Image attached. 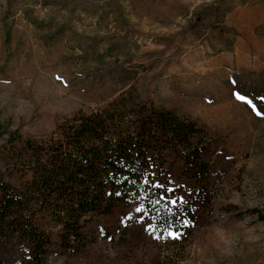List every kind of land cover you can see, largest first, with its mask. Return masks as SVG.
I'll use <instances>...</instances> for the list:
<instances>
[{"label":"rangeland","instance_id":"374dc122","mask_svg":"<svg viewBox=\"0 0 264 264\" xmlns=\"http://www.w3.org/2000/svg\"><path fill=\"white\" fill-rule=\"evenodd\" d=\"M127 91L215 138L205 204L182 235L153 230L135 204L93 215L85 248L47 264H264V0H0L6 180L30 179L9 166V135L45 138ZM14 246L0 264H20Z\"/></svg>","mask_w":264,"mask_h":264},{"label":"trees","instance_id":"16d2710c","mask_svg":"<svg viewBox=\"0 0 264 264\" xmlns=\"http://www.w3.org/2000/svg\"><path fill=\"white\" fill-rule=\"evenodd\" d=\"M53 132L6 140L9 166L30 174L18 187L0 169V249L13 241L20 264L76 256L87 245L88 220L121 206L139 205L153 230L182 235L193 227L217 143L195 121L127 91ZM173 160L181 164L178 174ZM178 190L184 198L172 203Z\"/></svg>","mask_w":264,"mask_h":264},{"label":"snow or ice","instance_id":"6c2138e0","mask_svg":"<svg viewBox=\"0 0 264 264\" xmlns=\"http://www.w3.org/2000/svg\"><path fill=\"white\" fill-rule=\"evenodd\" d=\"M239 98H240V99H244V97H242V96H241V97H239ZM258 114H259V113H258ZM173 202H174V201H173ZM138 211H139V209H138ZM170 235H172V234L170 233Z\"/></svg>","mask_w":264,"mask_h":264}]
</instances>
